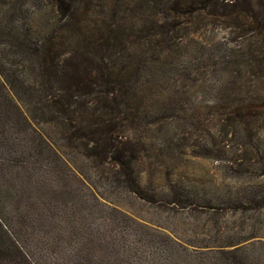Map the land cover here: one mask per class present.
<instances>
[{
  "label": "rangeland",
  "instance_id": "374dc122",
  "mask_svg": "<svg viewBox=\"0 0 264 264\" xmlns=\"http://www.w3.org/2000/svg\"><path fill=\"white\" fill-rule=\"evenodd\" d=\"M94 2L110 26L117 12L119 127L132 141L134 175L84 157L80 144L65 147L58 125L37 130L58 152L43 145L29 156L32 134L7 124L0 264H264V23L211 10L176 19L163 4L155 16L152 2L140 17L134 0ZM56 19L52 0H0V104L12 97L7 71L23 65L12 42L27 30L37 42ZM154 20L177 21L168 50L154 46ZM102 30L90 41L105 45L112 34Z\"/></svg>",
  "mask_w": 264,
  "mask_h": 264
},
{
  "label": "trees",
  "instance_id": "16d2710c",
  "mask_svg": "<svg viewBox=\"0 0 264 264\" xmlns=\"http://www.w3.org/2000/svg\"><path fill=\"white\" fill-rule=\"evenodd\" d=\"M52 2L57 17L52 32L32 43L31 31L27 30L12 42L11 47L22 55L23 65L21 71H7V86L13 98L0 104L7 108L0 120V132L4 134L7 124L25 128L32 134L25 139L34 144L29 156L38 158L43 153V145L50 153L58 152L51 139L37 133L38 127L58 125L62 128L65 147L80 144L84 157L98 162L112 160L121 172L131 177L136 156L128 150L132 141L121 135L119 127L121 108L126 100L122 89L125 75L116 73L119 55L114 35L120 28L114 21L117 12L112 14L113 26H110L111 13L108 14L103 3L94 0ZM151 2L154 12L163 4L176 19L192 17L199 10H211L218 17L241 16L251 23H264V0H134L139 3L134 7L140 17ZM89 18L98 30L89 28ZM174 21L169 27L153 21L151 34L154 38L160 37L154 44L159 47L158 52L171 47V33L177 28ZM103 27L109 29L112 37L109 36L105 45L101 40L91 42V34L103 31ZM17 100L24 104V111L14 112ZM16 114L19 122H16ZM29 152L21 154V159L12 158L9 163H22Z\"/></svg>",
  "mask_w": 264,
  "mask_h": 264
}]
</instances>
